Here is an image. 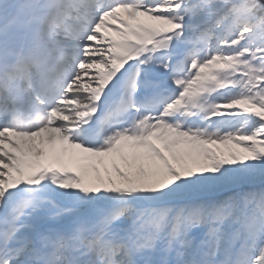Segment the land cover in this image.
Returning a JSON list of instances; mask_svg holds the SVG:
<instances>
[{"label": "snow or ice", "instance_id": "1", "mask_svg": "<svg viewBox=\"0 0 264 264\" xmlns=\"http://www.w3.org/2000/svg\"><path fill=\"white\" fill-rule=\"evenodd\" d=\"M0 264H264V0H0Z\"/></svg>", "mask_w": 264, "mask_h": 264}]
</instances>
